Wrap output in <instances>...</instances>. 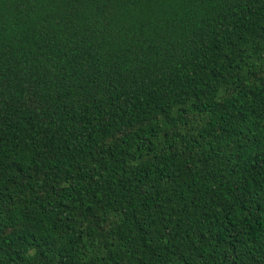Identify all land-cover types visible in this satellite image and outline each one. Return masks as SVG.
<instances>
[{
  "label": "trees",
  "instance_id": "16d2710c",
  "mask_svg": "<svg viewBox=\"0 0 264 264\" xmlns=\"http://www.w3.org/2000/svg\"><path fill=\"white\" fill-rule=\"evenodd\" d=\"M0 264H264V0H0Z\"/></svg>",
  "mask_w": 264,
  "mask_h": 264
}]
</instances>
